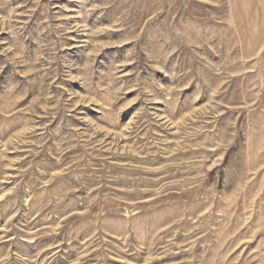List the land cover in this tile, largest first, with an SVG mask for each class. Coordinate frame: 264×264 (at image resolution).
Segmentation results:
<instances>
[{"label":"rangeland","instance_id":"rangeland-1","mask_svg":"<svg viewBox=\"0 0 264 264\" xmlns=\"http://www.w3.org/2000/svg\"><path fill=\"white\" fill-rule=\"evenodd\" d=\"M0 264H264V0H0Z\"/></svg>","mask_w":264,"mask_h":264}]
</instances>
